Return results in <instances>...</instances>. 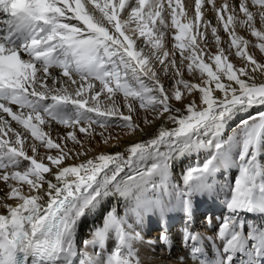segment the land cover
<instances>
[{
	"label": "snow or ice",
	"instance_id": "1",
	"mask_svg": "<svg viewBox=\"0 0 264 264\" xmlns=\"http://www.w3.org/2000/svg\"><path fill=\"white\" fill-rule=\"evenodd\" d=\"M249 47L264 57V0H194L193 15L182 0H0V264H142L174 215L192 264H264V63ZM153 126L123 151L85 147ZM220 193L196 230L198 200Z\"/></svg>",
	"mask_w": 264,
	"mask_h": 264
},
{
	"label": "bare ground",
	"instance_id": "2",
	"mask_svg": "<svg viewBox=\"0 0 264 264\" xmlns=\"http://www.w3.org/2000/svg\"><path fill=\"white\" fill-rule=\"evenodd\" d=\"M115 2V0H114ZM182 2L185 4L186 8L189 10V15L194 14V0H182ZM216 5L219 6L223 0H215ZM231 3H235L238 5V0H230ZM204 18L207 20H210L213 24V26L216 25V17L215 13L212 11V8L210 5H205L204 7ZM182 19V18H181ZM259 23H257V28H259ZM237 34L243 36L245 39L249 40L251 43L256 42V38L252 37L251 34L239 27L236 28ZM174 30H170L167 37H166V46L171 49L172 45L174 43L172 39V33ZM219 35L221 36V47L227 48V43H225L228 40L227 34L224 33L223 28L221 27L219 29ZM208 45H201L202 47H206L207 50L211 52H215V44L212 40L211 37V32L210 29L208 30ZM249 52L254 53L257 57L258 60H260L262 63H264V57L259 53V50L253 47H249L248 49ZM229 59L237 66H241V61L237 59L234 54L229 57ZM162 82L165 84L166 87H171V81L170 79L164 77L163 73L160 74ZM184 78L188 80H192V77L187 74V71L184 73ZM196 82H199L198 80ZM176 107H181V105L176 104ZM6 115V114H5ZM143 114L141 113V116ZM10 119V118H9ZM142 123V120H141ZM159 122H157L158 124ZM13 125L15 126V122H13ZM18 127V126H17ZM49 129L47 127L44 128V131H48ZM68 129H65L64 127L57 125L55 123L52 124L51 127V135L53 138H56L58 135L63 134L66 132ZM155 126L153 127H146L145 128V134L142 136L140 133H137L133 137H127L123 136L122 133H119V130L116 128H109L105 131V135L107 136L109 133H111L113 136L119 134L122 136V139H120L119 143L117 146H113L116 144V141H112L109 145H105L100 142V137L96 136L95 140H93L91 143H88L87 141L85 142V147L86 148H91L93 149V152L90 153V155L100 153V152H108V153H114L118 151H123L124 148L126 147L127 144L136 142L142 139H147L149 138L154 132H155ZM101 131V129L97 128V132ZM228 131H231V127H229ZM80 139L84 140L85 138L83 136L80 137ZM68 147H72V143L69 141L68 142ZM41 154L45 153V149L40 148L39 149ZM29 155H31V150L29 149L28 152ZM52 154H55V150H53ZM195 157V154H193ZM202 158V157H201ZM79 159H84V157H80ZM79 160H68L65 163L66 164H72V163H78ZM227 175L229 177H232L235 175V171H230L229 173H224L218 176V184H223L224 181V176ZM0 189H3V191H0V196H3L4 193L7 191L6 187L3 185L2 182H0ZM223 199L224 195L223 193H220L218 198L213 197V198H208V197H203L198 200V206H197V213H196V221H195V228L196 230H199L201 232L205 231V225L203 222L202 217L205 214H212V212L216 213L213 214L212 216L215 217L216 215H220L221 213H217L215 210L220 208L223 211ZM8 203H14V201H8ZM114 203V201H113ZM3 209H0V212H3ZM221 211V212H222ZM202 215V217H200ZM213 223H215V220L213 219ZM181 217L179 215H174L170 220H169V229H170V234L172 236V243L170 245H161L157 243L155 246H149L147 244L140 245V258L142 261V264H179V257L184 256L185 257V264H192V260L188 257L187 252L184 249V246L181 244L180 241V235H179V230L181 228ZM159 225L157 222L153 219L151 220L143 229L145 239H154L157 237L159 233ZM81 235H83V230L81 232Z\"/></svg>",
	"mask_w": 264,
	"mask_h": 264
},
{
	"label": "rangeland",
	"instance_id": "3",
	"mask_svg": "<svg viewBox=\"0 0 264 264\" xmlns=\"http://www.w3.org/2000/svg\"><path fill=\"white\" fill-rule=\"evenodd\" d=\"M200 217H202V215Z\"/></svg>",
	"mask_w": 264,
	"mask_h": 264
}]
</instances>
